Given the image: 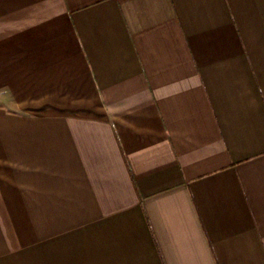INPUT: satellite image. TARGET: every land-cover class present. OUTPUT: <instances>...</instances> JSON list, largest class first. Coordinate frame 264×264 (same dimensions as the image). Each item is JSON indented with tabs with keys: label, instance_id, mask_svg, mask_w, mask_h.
I'll return each mask as SVG.
<instances>
[{
	"label": "crops",
	"instance_id": "crops-1",
	"mask_svg": "<svg viewBox=\"0 0 264 264\" xmlns=\"http://www.w3.org/2000/svg\"><path fill=\"white\" fill-rule=\"evenodd\" d=\"M0 264H264V0H0Z\"/></svg>",
	"mask_w": 264,
	"mask_h": 264
}]
</instances>
